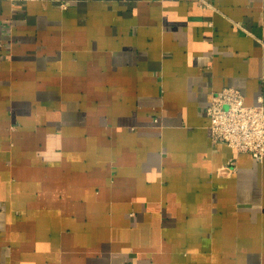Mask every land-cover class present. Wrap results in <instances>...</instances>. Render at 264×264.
<instances>
[{"label":"crops","instance_id":"1","mask_svg":"<svg viewBox=\"0 0 264 264\" xmlns=\"http://www.w3.org/2000/svg\"><path fill=\"white\" fill-rule=\"evenodd\" d=\"M227 86L264 102V0H0V264H264Z\"/></svg>","mask_w":264,"mask_h":264},{"label":"built area","instance_id":"2","mask_svg":"<svg viewBox=\"0 0 264 264\" xmlns=\"http://www.w3.org/2000/svg\"><path fill=\"white\" fill-rule=\"evenodd\" d=\"M249 105L236 86H227L212 95L207 108L210 134L214 142L227 143L238 152L264 159V102Z\"/></svg>","mask_w":264,"mask_h":264}]
</instances>
